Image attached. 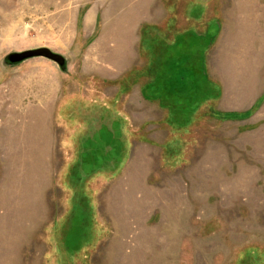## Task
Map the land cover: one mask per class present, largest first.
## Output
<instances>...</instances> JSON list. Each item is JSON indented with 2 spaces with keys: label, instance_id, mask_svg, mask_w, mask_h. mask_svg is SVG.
<instances>
[{
  "label": "rangeland",
  "instance_id": "rangeland-1",
  "mask_svg": "<svg viewBox=\"0 0 264 264\" xmlns=\"http://www.w3.org/2000/svg\"><path fill=\"white\" fill-rule=\"evenodd\" d=\"M0 264H264V0H0Z\"/></svg>",
  "mask_w": 264,
  "mask_h": 264
},
{
  "label": "water",
  "instance_id": "water-1",
  "mask_svg": "<svg viewBox=\"0 0 264 264\" xmlns=\"http://www.w3.org/2000/svg\"><path fill=\"white\" fill-rule=\"evenodd\" d=\"M32 58H44L55 63L60 69H64L66 66L65 59L46 48H39L33 50H26L18 53H11L5 57L7 65L15 66L19 65Z\"/></svg>",
  "mask_w": 264,
  "mask_h": 264
}]
</instances>
